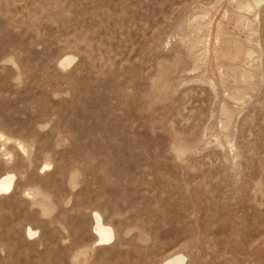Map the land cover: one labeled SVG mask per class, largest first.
I'll return each mask as SVG.
<instances>
[{"label":"rangeland","instance_id":"1","mask_svg":"<svg viewBox=\"0 0 264 264\" xmlns=\"http://www.w3.org/2000/svg\"><path fill=\"white\" fill-rule=\"evenodd\" d=\"M7 173L0 264H264V0H0Z\"/></svg>","mask_w":264,"mask_h":264},{"label":"bare ground","instance_id":"2","mask_svg":"<svg viewBox=\"0 0 264 264\" xmlns=\"http://www.w3.org/2000/svg\"><path fill=\"white\" fill-rule=\"evenodd\" d=\"M68 62H71V59L66 58V60L62 63L63 65H67ZM16 176L12 173H7L0 177V194L8 193L12 190L14 186ZM96 217V226L95 233L99 236L97 244H109L115 238V232L112 226L106 225L103 222V217L99 214H95ZM31 234H35L30 230ZM187 257L183 254H176L172 257L165 260L162 264H186Z\"/></svg>","mask_w":264,"mask_h":264}]
</instances>
